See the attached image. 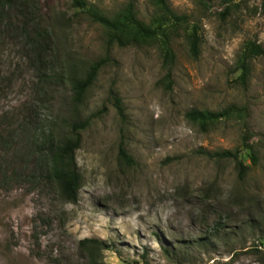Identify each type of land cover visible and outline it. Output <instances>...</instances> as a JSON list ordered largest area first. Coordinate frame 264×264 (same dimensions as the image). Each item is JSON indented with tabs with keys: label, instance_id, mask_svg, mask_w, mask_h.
I'll return each mask as SVG.
<instances>
[{
	"label": "rangeland",
	"instance_id": "rangeland-1",
	"mask_svg": "<svg viewBox=\"0 0 264 264\" xmlns=\"http://www.w3.org/2000/svg\"><path fill=\"white\" fill-rule=\"evenodd\" d=\"M86 1L109 17L131 2L145 24L156 14L153 0ZM168 2L191 23L172 41L171 89L161 43L108 47L69 0L0 11V264H86V239L109 247L101 264H264V0ZM250 44L263 54L249 56L243 82ZM106 57L77 104L71 77ZM227 109L205 128L187 118ZM86 121L68 203L48 154ZM226 151L236 159L217 156Z\"/></svg>",
	"mask_w": 264,
	"mask_h": 264
},
{
	"label": "trees",
	"instance_id": "trees-1",
	"mask_svg": "<svg viewBox=\"0 0 264 264\" xmlns=\"http://www.w3.org/2000/svg\"><path fill=\"white\" fill-rule=\"evenodd\" d=\"M75 9L87 14L88 17L96 24L100 25L106 36L108 47L117 46L120 48L148 46L161 43L163 51V63L167 69L165 81L167 88L172 87V70L175 65L176 57L172 48V41L181 36V32L190 26V19L185 15H177L170 7L168 0H153V6L156 14L149 24L139 20L136 8L133 3H128L117 14L109 17L103 14L95 7L90 6L86 0H69ZM227 3L233 0H226ZM14 0H0V11L3 13L6 8L13 5ZM229 13V8L226 9L223 17ZM190 44V52L194 58H197L200 53V38L198 32L194 29L193 33L188 36ZM260 56L263 54L261 47L250 44L238 66V70L242 72L240 79L246 82L250 73V66L247 60L249 56ZM109 62V57L102 59L92 64L86 73L85 78L79 79L77 76H72V84L75 91L76 103L81 101L86 96L90 87L93 85L101 68ZM115 104L118 113L124 117V108L121 101L115 97ZM235 112L233 109H227L218 113H202L193 111L190 112L187 118L200 124L202 127H207L211 124L219 122L224 118L231 117ZM89 122L73 123L72 131L74 135L69 138L62 139L57 144H53L48 154L49 176L57 184L60 189L62 198L68 203H76L78 194L81 188V175L76 163V152L81 146L80 131H83L88 126ZM120 156L132 162L126 150L120 148ZM221 159H236L237 155L231 152L217 154ZM256 162L257 158L254 156ZM239 175L243 178L247 169L240 163ZM81 250L85 254L86 264H101L104 251L109 247L102 241L86 239L81 242Z\"/></svg>",
	"mask_w": 264,
	"mask_h": 264
}]
</instances>
